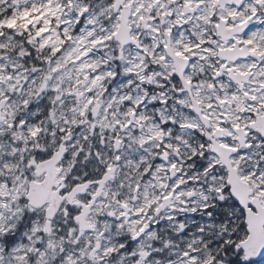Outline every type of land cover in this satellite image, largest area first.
<instances>
[{
	"label": "flooded vegetation",
	"instance_id": "obj_1",
	"mask_svg": "<svg viewBox=\"0 0 264 264\" xmlns=\"http://www.w3.org/2000/svg\"><path fill=\"white\" fill-rule=\"evenodd\" d=\"M76 1L86 15L69 6L71 0H47L48 26L60 30L68 21L75 31L83 22L90 23L89 73L101 76L99 91L104 96L123 93L127 99L112 103L117 108L112 116L120 117L110 119L112 129L98 123L103 107L94 103L92 117L77 126L81 139L75 147L68 137L42 152L35 149V139L27 140L32 149L20 143L18 165L28 172L27 192L31 183L45 179L48 167L37 165L64 148L53 169L60 173L51 189L63 201L50 221V232L42 233H53L60 218L59 224L69 227V236L78 244L99 229L96 209L104 199L120 211L109 217L119 229L124 227V235L116 238L118 253L134 258L127 263L125 257L124 264H159L152 262L156 256L150 246L134 252L132 242L139 236L127 240L129 203L140 200V188H132V175L138 174V179L156 184L157 194L150 195L147 207V214L157 220L153 227L171 213L181 233L197 228L207 242L211 234L194 224L205 225L214 217L224 236L203 249L208 247L223 264H264V256L245 261L240 246L248 235L247 215L256 239L264 242V0H126L124 45L116 38L121 8L115 10V0L108 1L111 7H101L98 0ZM30 32L18 37L25 42ZM3 98L7 102L0 110V143L16 154L19 146L9 144L23 136L7 139L2 133L18 131L21 116L11 121V97ZM23 121L20 127L27 139L28 126L35 123L28 117ZM85 131L88 135L82 136ZM8 156L7 161H13V155ZM75 187L81 190L71 196ZM200 191L203 196L198 198ZM207 191L210 195L204 198ZM89 204L84 230L76 218ZM47 206L33 208L43 211L44 224ZM184 216L197 221L185 227L179 221Z\"/></svg>",
	"mask_w": 264,
	"mask_h": 264
},
{
	"label": "rangeland",
	"instance_id": "obj_2",
	"mask_svg": "<svg viewBox=\"0 0 264 264\" xmlns=\"http://www.w3.org/2000/svg\"><path fill=\"white\" fill-rule=\"evenodd\" d=\"M46 1L0 0V97H11L7 107L11 121L14 116H21L17 123L20 129L8 134L5 131L2 135H7V139L23 136L17 143L11 141L9 145L13 147L20 143L27 147V140L35 139V149L40 152L65 137L73 147L80 143L81 132H76L77 126L83 119L90 118V109L97 102L103 107L98 123L101 120L105 128H114L109 125L110 119L120 117L112 116L117 109L112 107V103L127 99L123 93L114 96L109 92L104 96L99 91L103 90L99 85L101 76L89 73L91 57L86 44L90 23L83 22L73 31L74 23L65 21L60 30H52L47 22ZM108 1L98 0L101 7H111ZM69 6L80 8L79 14L85 13V8L77 1L71 0ZM33 31L23 44L16 41L18 34ZM29 52L32 60L28 58L31 56ZM28 106L30 108L26 110ZM123 109L124 106L119 111L121 115L125 113ZM25 117L35 123L34 127L28 126L27 139L20 127L25 123ZM84 128L88 130V127ZM83 135H88L87 131ZM6 153L13 155L10 157L14 158L13 161H7L9 154ZM20 160V146L14 154L0 143V264H124L125 257L127 263L134 261L132 256L118 253L116 238L124 235V227L119 229V223L109 216L120 211L114 210L104 199L98 202L96 209L100 218L99 229L94 234L85 235L78 244H74L73 237L69 236V227L59 224L60 218L53 233L43 234V211L28 205L25 198L28 172L22 165L19 168ZM138 177V174L132 175V188H140V200L135 204L129 203L131 215L127 223V240L139 236L136 242H132L135 244L132 245L134 252L150 246L151 255L156 256L152 262L159 264H216L218 259L214 257L217 256L209 254L208 247H203L224 236L221 222L212 217L205 220V225L194 224L196 227L205 226L211 234L207 242L197 228L194 232L181 233L177 221L169 217L171 213L153 227L152 223L157 220L151 213L147 214V207L151 203L150 195L157 194L156 184ZM186 192L183 191V196ZM197 193L198 198L203 196V191ZM209 193L204 192V198L209 197ZM192 204L195 205L194 202ZM192 220L197 221L186 216L179 221L187 227L193 224ZM97 243L100 244L98 250L95 247ZM157 255H162V259Z\"/></svg>",
	"mask_w": 264,
	"mask_h": 264
},
{
	"label": "water",
	"instance_id": "obj_3",
	"mask_svg": "<svg viewBox=\"0 0 264 264\" xmlns=\"http://www.w3.org/2000/svg\"><path fill=\"white\" fill-rule=\"evenodd\" d=\"M115 10H118L121 8L120 11V25L118 28V32L116 34V38L121 42L122 45L127 43V16L129 12L127 11V4H125V0H115L114 2ZM6 102V99H2L0 101V110L4 106ZM96 109L94 110V112ZM64 153V148L60 147L59 150H57L52 158L48 159L47 161H44L43 163H40L37 165V167H48L46 170L45 179L40 183H31L28 188V192L26 194V198L28 201V204L35 208L39 209L44 204H48L46 211H45V225H44V233H48L50 231V221L55 217L57 212L59 211V208L61 206V203L63 201V198L60 196H57L58 191H51L52 187L55 185V178L60 173V170L57 169V171H54V166L60 161L62 155ZM44 169H40L39 171H42ZM41 172H37V175H39ZM81 189L78 187H75L73 189V192L70 193L71 196H73L75 193L79 192ZM234 191V190H233ZM236 192V191H234ZM100 193V189L98 190L97 194L93 197V199ZM235 195V198H237V195ZM91 204L87 205L85 207V212L81 215H79L76 220L79 221L83 226V223H85V217L88 213V209ZM247 223L249 224L248 230H249V236L248 238L240 243V246L242 247L244 253H245V260H248L249 258H259L264 255V242H259L255 234L253 232V228L251 227L252 220L247 215Z\"/></svg>",
	"mask_w": 264,
	"mask_h": 264
},
{
	"label": "trees",
	"instance_id": "obj_4",
	"mask_svg": "<svg viewBox=\"0 0 264 264\" xmlns=\"http://www.w3.org/2000/svg\"><path fill=\"white\" fill-rule=\"evenodd\" d=\"M30 54L32 55V53L29 52L28 55H30ZM6 238H8V236Z\"/></svg>",
	"mask_w": 264,
	"mask_h": 264
}]
</instances>
